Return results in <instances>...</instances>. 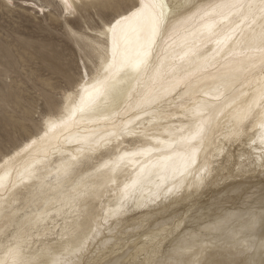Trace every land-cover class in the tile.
I'll return each instance as SVG.
<instances>
[{
	"label": "snow or ice",
	"instance_id": "6c2138e0",
	"mask_svg": "<svg viewBox=\"0 0 264 264\" xmlns=\"http://www.w3.org/2000/svg\"><path fill=\"white\" fill-rule=\"evenodd\" d=\"M179 9L0 0V264H264V0ZM21 13L69 50L42 65ZM254 175L258 191L232 183ZM241 192L239 230L213 238ZM53 211L68 243L31 251Z\"/></svg>",
	"mask_w": 264,
	"mask_h": 264
},
{
	"label": "bare ground",
	"instance_id": "6f19581e",
	"mask_svg": "<svg viewBox=\"0 0 264 264\" xmlns=\"http://www.w3.org/2000/svg\"><path fill=\"white\" fill-rule=\"evenodd\" d=\"M171 2L177 6L178 11H177L176 15L179 18L180 11H182V9H179V5H182L184 0H171ZM183 119H184L183 116L180 115L179 113H177L176 118L172 121H169V123L179 124ZM134 141H138V138L132 137V136H127L124 138L122 143L125 146L132 147V142H134ZM55 147H56V141L53 140L51 148L55 149ZM71 147H73V146L64 144L65 149H68ZM27 159L28 158L26 157L25 160H27ZM59 160H60V153L53 150V151H50L48 153L47 158L44 161V164H36L35 167L37 169H39L41 173H45V174H46L47 168L50 167V168H52V171L54 173L55 172V166L51 162H53V161L59 162ZM24 163H25V161H20L18 166L22 167ZM24 183L27 184V183H29V181H25ZM232 183L240 184V185L244 186V188H248L249 185H252V186H255V188L258 191L260 188L261 178L258 175H254L252 177L245 176L243 178H239L235 181H232ZM53 184H55L54 175H53ZM45 195L47 198L55 200L60 196V193H59V191L56 190L55 187H53V188L48 189L46 191ZM248 203H251V201H248ZM244 205H245V195L243 192H241L239 194H235L230 198V202L226 206L224 214H223L225 217H228V219H226L225 222L220 226L219 232L211 234L213 236V238L220 237L223 239H227L232 232L239 230V228L241 226V222H242V214L245 211ZM97 207H99V204H97ZM229 214H234V215H229ZM67 219H68V222L71 223V217H68ZM123 219L127 220L126 217ZM163 220L164 219H162V218H160V219L157 218L155 220V223L153 224V227H156V224L163 225ZM45 223L47 224V229H50L52 233H56L55 238L51 234H49L47 237L44 236ZM45 223H42L40 225L41 233L39 235L35 236L34 239L31 241V251H33V252H39L48 246H53V247L57 246L54 243V239H55V241H58V242L63 243V244L68 243L69 238H68L67 234H65L63 239H61V236L59 235V233L61 232V230L63 229V226L65 224V218L60 217V216H56L55 212L53 211L51 215L46 217ZM128 235H131V234H128ZM107 236H108V233L104 232L100 236L97 237V241L101 240ZM140 242L141 243L144 242L142 237L140 238ZM93 243H95V241Z\"/></svg>",
	"mask_w": 264,
	"mask_h": 264
},
{
	"label": "rangeland",
	"instance_id": "374dc122",
	"mask_svg": "<svg viewBox=\"0 0 264 264\" xmlns=\"http://www.w3.org/2000/svg\"><path fill=\"white\" fill-rule=\"evenodd\" d=\"M4 23L0 22V24ZM11 26L19 31L23 38L33 39L40 43L41 46L34 50V55L40 58L42 65H46L48 61H55L70 48L68 42L63 41L59 34L43 30L26 14L18 15L16 20L11 21ZM160 218L164 219V217Z\"/></svg>",
	"mask_w": 264,
	"mask_h": 264
}]
</instances>
